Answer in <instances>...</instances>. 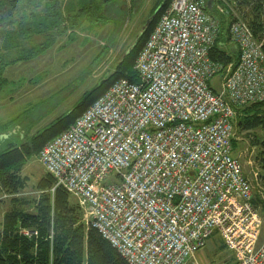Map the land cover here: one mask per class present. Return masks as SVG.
Returning <instances> with one entry per match:
<instances>
[{
  "label": "built area",
  "instance_id": "1",
  "mask_svg": "<svg viewBox=\"0 0 264 264\" xmlns=\"http://www.w3.org/2000/svg\"><path fill=\"white\" fill-rule=\"evenodd\" d=\"M225 4L169 0L135 59L138 80H114L38 150L52 191L77 199L128 264H187L212 234L237 264H264V212L231 144L234 108L264 101V50L235 18L237 62L209 56L221 27L208 7L223 15Z\"/></svg>",
  "mask_w": 264,
  "mask_h": 264
},
{
  "label": "rangeland",
  "instance_id": "2",
  "mask_svg": "<svg viewBox=\"0 0 264 264\" xmlns=\"http://www.w3.org/2000/svg\"><path fill=\"white\" fill-rule=\"evenodd\" d=\"M120 1L119 8L122 7V10L117 9L114 16H111L115 20H110L101 26L89 27L86 20H81L76 25L70 24L69 21L73 19L66 18V15L75 8V0H67V5L66 0L53 1L57 6L53 3L51 12L61 14L55 15L56 24L53 28L50 27L51 22L47 20L36 22L34 15L23 13L22 20L14 24L12 19L0 16V20L4 21L5 25L8 24L2 29L5 38L27 39L25 48L30 46L31 41L47 44L44 51L30 59L14 60L6 64L0 61L3 65L0 69V79L3 78L6 82L5 87L0 89V153L7 146L13 145L19 148L37 130H43L55 118L67 113L88 91L101 84L106 85L115 73L119 57L136 37L147 18L155 11L154 9L160 3L162 4V0H141L138 7L134 8L133 0ZM222 2L228 3L227 0ZM42 6L38 7L39 11H42L45 5ZM224 8L230 11L219 15L215 8L208 7L209 13L220 17L224 33L232 19L239 18L244 23L247 22V17L243 16L237 7L230 8L225 4ZM122 11L125 13L121 16ZM222 18L223 21H221ZM13 25L15 31L12 30ZM71 34L74 36L73 39L70 37ZM220 40L225 43L228 54L238 60V56L230 48L233 42L229 35L222 36ZM257 40L264 48V27ZM2 52L5 54L3 57L7 59H15L20 53L17 54L16 50L15 52L10 50V53L5 50ZM135 59L132 70H134ZM118 78L112 79L111 83ZM210 84L213 89H217L219 77L214 76ZM254 104L256 103H247L237 110L232 147L244 176L250 182L255 205L264 212V189L257 177L260 172L259 154L263 146L264 130L260 128L245 130L241 126V122L247 117L264 112V106H253ZM27 146L31 148V144L27 143ZM19 150L23 151L21 148ZM15 173L17 178L25 179L23 187L13 180L2 186L0 178V235L3 230L4 215L7 212L13 209H18L20 212H33L37 201L44 194L49 197L51 205L56 198L55 190L52 191L54 178L41 164L38 151L28 157L21 169ZM41 182H44V187H37ZM71 198L70 202L76 203L80 213V221L87 227L85 209L77 199L73 196ZM16 228L18 232L19 226ZM211 241L210 238L187 264H237L232 253L227 254L218 242L211 246Z\"/></svg>",
  "mask_w": 264,
  "mask_h": 264
},
{
  "label": "trees",
  "instance_id": "3",
  "mask_svg": "<svg viewBox=\"0 0 264 264\" xmlns=\"http://www.w3.org/2000/svg\"><path fill=\"white\" fill-rule=\"evenodd\" d=\"M5 1L8 5L12 6L13 0ZM120 2V0H75L76 5H78L76 6L74 4L75 8L67 12L66 18L73 19L69 21L72 25L78 24L81 20H86L89 27L95 25L101 26L110 20H115L111 16H114L117 9L122 10V7L119 8ZM132 2L133 7L136 8L141 1L133 0ZM168 2L169 0H162L158 12L143 35H141L134 47L121 61L118 59V64L112 79L124 77L132 82L138 80L136 72L132 70V63L145 42L150 29L156 23L162 8ZM236 7L243 16L247 17L246 24L251 29L252 34L258 38L260 31L264 27V0H235L234 8ZM124 13L125 11H122L121 16ZM44 14L49 16L47 21L51 22V28L56 24L54 21L55 15H61L60 13H52L51 9H45ZM1 23L2 21L0 20V26L3 28L8 26V24ZM220 27V33L210 50L209 56L213 60L221 61L224 64L231 61L235 63L237 60L234 56L232 57L228 54L226 51L227 48H224L223 42L220 41L219 37L224 33L221 24ZM10 34L12 33L10 32ZM5 37V33H2L0 36V61L3 62L2 64L14 60L30 59L32 56H36L47 48L46 43H37L36 41H31L30 46L25 48L27 39L19 40L18 37L7 39ZM70 37L72 39L74 38L72 34ZM3 50L7 53H10V50H16L17 54L20 53L16 55L15 59H7L3 57L5 55L2 52ZM2 66L0 64V69H2ZM112 79L107 81L106 85L101 84L97 88L88 91L67 113L55 118L43 130H37L19 148L13 145L7 146L0 153V178L2 180V186L6 185L8 181L13 180L19 186L23 187L25 179L17 178L15 172L21 169L26 159L38 151L44 142L59 133L69 123L73 122L76 116L81 114L89 103L102 93L111 83ZM5 83V80L1 78L0 89L5 87ZM255 103L253 106H264V101ZM241 107L234 108L236 113ZM237 123L239 124L240 122ZM241 126L245 130L256 128L264 130V112L247 117L241 122ZM27 143L31 144V148L27 146ZM20 148L23 151L21 150L20 152ZM259 166L260 172L257 177L264 189V141L259 154ZM37 187H44V182L39 183ZM55 192L56 198L55 201L53 200L52 205L50 204L49 197L44 194L37 201L33 212H20L18 209H13L4 215L3 230L0 235V264H128L116 249L111 246L109 241L103 238L96 229L90 226L86 227L80 221V213L76 208V203L70 202L72 196L68 192L60 188L56 189ZM252 201L255 205L254 198ZM17 224L19 228L36 231V235L24 236L20 234L17 232Z\"/></svg>",
  "mask_w": 264,
  "mask_h": 264
},
{
  "label": "crops",
  "instance_id": "4",
  "mask_svg": "<svg viewBox=\"0 0 264 264\" xmlns=\"http://www.w3.org/2000/svg\"><path fill=\"white\" fill-rule=\"evenodd\" d=\"M53 1L54 0H13V4L11 6V5H8L5 0H0V16H1V18L12 19V22L14 24L16 22H20L22 20V16L21 15L23 13H25L27 15H34L35 18H36L35 19L36 22H38V21L40 22V21H43V19L44 20H47V18H48V15L44 14L45 13L44 8L45 9H50L52 7L51 5L53 3H55L54 5L57 6L56 5V2H53ZM40 5H43V6L45 5L44 8L42 9V11H39V9H38V7ZM66 5H67V0H66ZM218 18H219V21H220V17H218ZM30 19H32L31 16H30ZM221 21H223V18L221 19ZM4 23L5 22L2 21V24H4ZM227 28H228V26H227ZM0 29H1V33L0 34H2L3 33L2 32L3 31L2 30L3 27L0 26ZM12 30L15 31L14 25L12 26ZM226 33H227V31H226ZM226 33H222V35L219 38L221 39L222 36L224 37V35L228 36ZM225 38H227V37H225ZM222 44H223V47L224 48H227L224 42ZM230 48H232V50H234L235 54L238 56L237 48H236V45H235L234 42L232 43V47H230ZM14 52H15V50H14ZM210 238L212 239L211 246H213V244L215 242H218V244H220V246L222 247V249L225 252H227V254L232 253L231 251L227 250L224 247L221 238L217 234H212L208 238L207 242L210 240Z\"/></svg>",
  "mask_w": 264,
  "mask_h": 264
},
{
  "label": "water",
  "instance_id": "5",
  "mask_svg": "<svg viewBox=\"0 0 264 264\" xmlns=\"http://www.w3.org/2000/svg\"><path fill=\"white\" fill-rule=\"evenodd\" d=\"M141 0H139L140 2ZM160 8V5L157 6V8H155L154 12L147 18L146 22L142 25V27L140 28L139 32L135 35L136 37H134L133 41L130 43V45L124 50L123 54L119 57V61H121L128 53L129 51L134 47V45L136 44V42L138 41V39L141 37V35H143V33L145 32V30L147 29V27L150 25V23L152 22L154 16L156 15V13L158 12ZM135 10H133L134 12Z\"/></svg>",
  "mask_w": 264,
  "mask_h": 264
},
{
  "label": "bare ground",
  "instance_id": "6",
  "mask_svg": "<svg viewBox=\"0 0 264 264\" xmlns=\"http://www.w3.org/2000/svg\"><path fill=\"white\" fill-rule=\"evenodd\" d=\"M229 38L233 41V38H232V36L231 35H229ZM238 52V51H237Z\"/></svg>",
  "mask_w": 264,
  "mask_h": 264
},
{
  "label": "flooded vegetation",
  "instance_id": "7",
  "mask_svg": "<svg viewBox=\"0 0 264 264\" xmlns=\"http://www.w3.org/2000/svg\"><path fill=\"white\" fill-rule=\"evenodd\" d=\"M7 136L5 135V138H6Z\"/></svg>",
  "mask_w": 264,
  "mask_h": 264
}]
</instances>
